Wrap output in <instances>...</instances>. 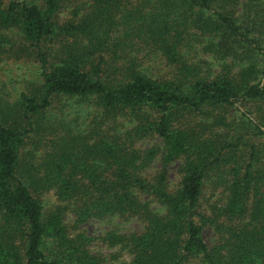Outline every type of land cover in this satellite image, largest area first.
Returning a JSON list of instances; mask_svg holds the SVG:
<instances>
[{
    "label": "trees",
    "instance_id": "1",
    "mask_svg": "<svg viewBox=\"0 0 264 264\" xmlns=\"http://www.w3.org/2000/svg\"><path fill=\"white\" fill-rule=\"evenodd\" d=\"M2 59L37 88L0 94V264H104L76 227L114 218L128 264H264V0H0Z\"/></svg>",
    "mask_w": 264,
    "mask_h": 264
},
{
    "label": "rangeland",
    "instance_id": "2",
    "mask_svg": "<svg viewBox=\"0 0 264 264\" xmlns=\"http://www.w3.org/2000/svg\"><path fill=\"white\" fill-rule=\"evenodd\" d=\"M197 58H202V55H197ZM203 59H210L205 56ZM213 63L215 61H212ZM216 63V62H215ZM33 65V64H32ZM213 71H219V67L215 66ZM36 68L32 67L29 63L15 62L10 60L0 61V94L5 92L13 95L16 90L25 89L29 92L36 90ZM67 99H60L55 102V110L52 114L58 116L59 118L66 119V122L79 121L81 123L88 120V115L90 113V108L87 104H78L73 101H67ZM238 114V113H237ZM70 127H80L75 126L76 123H71ZM153 145H160V140L158 139H148L146 141L137 144V148L141 152H147ZM160 169V163L158 158L152 163L148 164L143 170L145 175L153 177ZM178 165L177 163L172 164L169 167V187L174 188L178 183L177 174ZM203 204V201H202ZM69 221V220H68ZM142 229V225L136 219H104V220H90L79 227H76L78 232L84 233L88 237L92 238L94 241L91 244V250L94 254L102 256L105 259L104 264H128L131 260V256L127 255L125 252H118V248H109L105 243L101 241V238L109 231H117L119 233H133L139 232ZM75 232V231H73ZM204 239L207 244H210L213 240V235L210 231L204 232Z\"/></svg>",
    "mask_w": 264,
    "mask_h": 264
}]
</instances>
